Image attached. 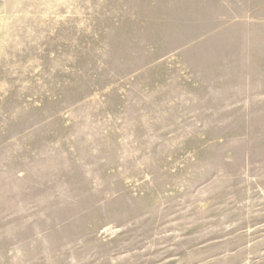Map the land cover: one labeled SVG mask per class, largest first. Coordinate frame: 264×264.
<instances>
[{
  "label": "rangeland",
  "instance_id": "1",
  "mask_svg": "<svg viewBox=\"0 0 264 264\" xmlns=\"http://www.w3.org/2000/svg\"><path fill=\"white\" fill-rule=\"evenodd\" d=\"M0 264H264V0H0Z\"/></svg>",
  "mask_w": 264,
  "mask_h": 264
}]
</instances>
